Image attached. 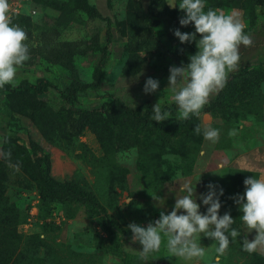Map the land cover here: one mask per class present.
Returning a JSON list of instances; mask_svg holds the SVG:
<instances>
[{"label":"rangeland","instance_id":"rangeland-1","mask_svg":"<svg viewBox=\"0 0 264 264\" xmlns=\"http://www.w3.org/2000/svg\"><path fill=\"white\" fill-rule=\"evenodd\" d=\"M236 10L224 0H205V11L215 9L239 14L244 33L252 44L240 46L238 68L229 73H264V0H249ZM107 20L90 19L76 0H9L12 23L32 34L54 28L60 40L87 39L98 32L99 40L109 27L112 38L106 56L94 51L74 58L78 77L95 87L77 93L69 105L60 91L71 76L60 65L30 55L18 69L15 81L35 83L48 80L55 88L38 95L51 110L72 108L75 112L94 109L108 117L115 99L129 107L148 101L170 108L171 118L160 129H134L109 125L105 121L85 127L79 134L54 133L50 139L26 116L15 112L11 103L19 89H0V264H217V243L203 235L198 239L205 249L203 258L186 261L167 250V238L159 251L145 260L142 245L133 242L130 223L147 227L160 212L172 210L180 182L196 188L200 211L207 206L199 199L209 183L223 188L219 214L229 212L241 235L232 239L218 264H264V252L243 250V238L252 239L242 226L239 207L230 197L243 194L244 180L264 178V81L250 80L246 97L213 108L209 103L198 116L181 126L174 93L168 88L170 66H181L197 51L195 42L181 44L174 30L191 33L181 26L184 12L165 0L146 19L149 0H88ZM150 27L151 31H148ZM150 32H152L150 34ZM183 49V51H181ZM148 77L159 81L155 93L145 94ZM13 86V85H11ZM244 88V84H240ZM144 110V109H143ZM200 125L219 129L213 144L194 133ZM235 133L234 135L230 133ZM10 138L33 160L40 154L49 159L48 175L57 182L77 186L92 196L96 205L76 199L41 196V188L24 160L2 159L3 146ZM182 195V194H181ZM128 198L130 203H127ZM156 198V199H154Z\"/></svg>","mask_w":264,"mask_h":264},{"label":"clouds","instance_id":"clouds-1","mask_svg":"<svg viewBox=\"0 0 264 264\" xmlns=\"http://www.w3.org/2000/svg\"><path fill=\"white\" fill-rule=\"evenodd\" d=\"M169 5L173 8L177 6L175 0ZM178 7L184 12L179 19L180 25L191 24L195 31L182 32L177 28L174 35L181 44L195 42L197 49L187 63L169 68L168 88L174 93L172 100L177 105V119L186 121L193 115L198 116L209 103L210 96L223 89L229 73L238 68L240 46H250L252 40L244 33L245 25L239 14H226L212 8L205 11V0H180ZM27 39V33L12 23L9 0H0V89L5 85L14 86L18 69L30 59L29 47L25 43ZM158 89L159 81L148 77L143 92L155 93ZM170 118L171 112L162 111L159 102L153 105V121L163 123ZM194 133L202 134L206 141L213 144L219 140V129L211 126L202 130L200 125H196ZM5 155L10 157V153ZM243 183V194L230 197L242 213L240 220L247 234L255 231L252 239L244 236L243 250L249 254L264 252V178L251 176ZM206 187L208 191L199 196L203 205L207 206L204 213L197 203L195 186L190 181H184L175 190V204L170 212L161 211L159 218L147 227L136 223L128 225L133 234L132 241L142 245L140 254L143 259L159 251L164 238H167V250L171 256L186 261L203 258L205 249L197 239L203 235L217 243L218 264L219 257L228 249L230 237L235 239L241 233L233 227L236 221L229 212L219 214L223 188L217 192L218 185L213 183ZM130 202L128 198L127 203Z\"/></svg>","mask_w":264,"mask_h":264},{"label":"trees","instance_id":"trees-1","mask_svg":"<svg viewBox=\"0 0 264 264\" xmlns=\"http://www.w3.org/2000/svg\"><path fill=\"white\" fill-rule=\"evenodd\" d=\"M83 10L87 13L90 19L103 18L101 13L88 0H76ZM213 1V0H211ZM215 1V0H214ZM260 4L261 0H254ZM231 8L239 10L249 0H224ZM166 7L165 0H149L146 7V19L152 24L157 21L152 19L153 13L157 8ZM191 32L195 31L193 25H188ZM28 39L25 43L29 47V54L36 55L44 61L60 65L67 69L71 76L69 84L64 86L60 91L61 97L71 106L76 101L77 93L85 91L88 88L95 87L98 84V76L91 82L82 81L78 77V72L74 64L75 56L79 54L91 53L99 51L102 57L106 56L108 44L111 42L112 33L109 27L106 28L104 41L99 40L98 32H93L90 37L82 40H60L58 32L52 29H42L36 34H32L29 30L24 29ZM148 31H151L150 27ZM152 32H150L151 34ZM250 80L255 82L264 81V73L260 71H249L234 73L227 78V82L222 90L210 100V105L213 108H220L224 104L246 97L247 84ZM240 84H244L241 88ZM49 88L55 86L48 80H38L35 83L20 82L16 86L5 85L2 88L5 91H13L19 89L20 93L14 97L11 103L12 109L28 117L43 133L50 139L54 133H64L68 136L79 134L85 127L96 124L100 121H105L109 125H127L134 129H160V124L151 119L152 109L148 101L134 108L123 104L120 100L115 99L110 105L111 111L108 117H103L94 109H83L74 111L72 108L51 110L42 99H37L38 95L45 93ZM144 109V110H143ZM169 111L170 108L162 106V111ZM192 117V116H191ZM191 119V118H190ZM188 120H179L181 126H185L190 122ZM10 153V159L19 160L26 163L31 169L36 181L41 188V196H50L51 198H67L76 199L89 205H96V201L85 191L77 186H72L69 183L57 182L48 175L49 159L45 154H40L31 160L26 154V150L17 144L14 140L8 138L3 146L2 159H8L5 155ZM0 159V164H1ZM1 181V178H0ZM3 197V189L0 188V198ZM2 211H0L1 213ZM1 257V254H0Z\"/></svg>","mask_w":264,"mask_h":264}]
</instances>
